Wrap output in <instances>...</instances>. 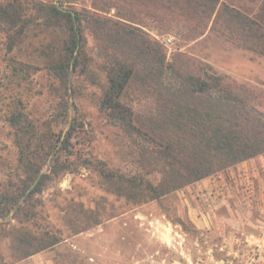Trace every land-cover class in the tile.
Here are the masks:
<instances>
[{"label":"rangeland","instance_id":"374dc122","mask_svg":"<svg viewBox=\"0 0 264 264\" xmlns=\"http://www.w3.org/2000/svg\"><path fill=\"white\" fill-rule=\"evenodd\" d=\"M17 1L28 13L43 3L95 16L83 24L82 53L71 67L69 87L47 66L66 52L64 26L54 31L37 27L12 50L0 31V193L14 196L26 177L13 129L5 121L15 103L30 117L49 121L52 138H60L27 193L46 173L43 189L24 205L25 195L0 218V264H16L43 250H55L50 264H264V153L161 198L138 202L130 179L146 174L158 182L161 177L159 171L147 173L140 162L141 147L151 144L136 128L123 127L100 109L110 71L120 61L133 71L122 99L133 109L135 123L136 112L148 117L153 110L150 95L138 96L136 70L152 64L136 59V23L119 18L115 7L95 11L94 0ZM174 27L147 36L166 71L194 61L264 90V54L226 38L212 23L205 34L189 22ZM146 78L153 82L151 75ZM56 156L58 173L52 172ZM55 239L59 242L44 248ZM70 249L77 251L76 258L69 259Z\"/></svg>","mask_w":264,"mask_h":264},{"label":"trees","instance_id":"16d2710c","mask_svg":"<svg viewBox=\"0 0 264 264\" xmlns=\"http://www.w3.org/2000/svg\"><path fill=\"white\" fill-rule=\"evenodd\" d=\"M114 7L119 18L136 23V59L152 64L140 66L142 72L136 70L138 96L150 95V104L154 105L150 116L136 112L135 123L133 109L122 99L133 71L120 61L110 71V84L100 104V109L117 123L127 129L136 128V134L151 144L141 147L140 162L148 167L147 173L159 171L161 177L158 182L148 179L146 174L130 179L140 195L136 196L138 202L161 198L264 153V90L239 84L229 75L217 73L212 66H196L194 61L191 66H167L166 71L165 60L153 55L147 40L150 31L174 29L182 21L191 23L192 29H201L202 34L212 23V29L226 38L264 54L262 22L222 0H94L92 5L95 11ZM33 9L28 13L17 0L0 4V31L6 34L8 48L12 50L18 40L27 38L37 27L54 31L64 26L68 32L66 52L61 60H51L47 66L69 87L71 67L78 65L82 53L83 24L95 13L85 16L81 10H64L56 4L43 3L35 4ZM95 20L101 29L106 28L105 21L99 17ZM19 66L32 65L19 62ZM148 75L153 82L146 78ZM5 121L13 129L19 164L26 177L14 196L0 193V207L4 210L0 218L17 207L25 195L24 205L43 189L49 175L46 173L27 193L60 142V138H52L49 121L30 117L16 103ZM52 161V172L58 173V157ZM102 171L106 177L111 176ZM22 208L23 205L18 209ZM58 242L55 239L44 248Z\"/></svg>","mask_w":264,"mask_h":264},{"label":"crops","instance_id":"0c3cea01","mask_svg":"<svg viewBox=\"0 0 264 264\" xmlns=\"http://www.w3.org/2000/svg\"><path fill=\"white\" fill-rule=\"evenodd\" d=\"M227 2L228 4L244 11L245 13L249 14L250 16L258 19L260 22H262L264 24V0H222ZM76 245V244H75ZM58 247V244L57 246ZM72 251V257L70 258H76V250H71ZM55 250H46V251H42V252H38L36 254L30 255L29 257H26L22 260H20L18 263L16 264H34V261L36 260L39 264H50L51 262L53 263V261L49 260L51 253H54ZM70 253V256H71ZM63 258L61 259V263H63Z\"/></svg>","mask_w":264,"mask_h":264},{"label":"built area","instance_id":"2783aa9c","mask_svg":"<svg viewBox=\"0 0 264 264\" xmlns=\"http://www.w3.org/2000/svg\"><path fill=\"white\" fill-rule=\"evenodd\" d=\"M168 42H172V39H171V38H169V39H168Z\"/></svg>","mask_w":264,"mask_h":264}]
</instances>
